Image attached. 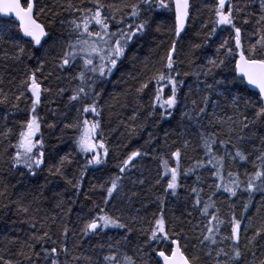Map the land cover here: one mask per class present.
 <instances>
[{
  "label": "snow or ice",
  "instance_id": "snow-or-ice-1",
  "mask_svg": "<svg viewBox=\"0 0 264 264\" xmlns=\"http://www.w3.org/2000/svg\"><path fill=\"white\" fill-rule=\"evenodd\" d=\"M255 2L257 0H244L243 3L241 0H216L214 7L210 9L215 18L212 21L213 27L205 38V44H207L208 38L216 34L218 28L221 30L230 29L234 35L225 38L219 45L216 50V58L208 59L206 66H201V70L192 73L198 79L200 76L207 78L213 75L214 70L234 61L236 75L230 83L234 84L239 81L240 84L255 89V97L245 98L243 95H233L231 98L233 115L227 117L208 113L209 103L214 108L218 105L215 101L210 100L207 92L202 96L200 103L195 99L191 100V109L185 105V110L181 112V118L189 121L190 126L194 125L198 130L199 143L197 147L202 151V154L198 157H188L191 160L188 167H182L183 152L180 147L170 153L171 159L175 161L174 166L170 163L167 154L153 156V159L159 160L161 169L155 178V185H161L166 180V186L163 188L165 195L177 196V190L181 187V177L187 178L195 175L196 180L191 187V196L194 198L192 208L199 211L201 222L193 225V231L196 229L200 231L196 236L198 243L193 244L192 248L196 249L197 253L203 252L204 256L212 261V264H240L245 257V252L241 248L242 235L247 238L245 248L251 251L253 256L250 261L244 260V264H264V259L258 262L255 260V252L252 251V246L257 238L264 239V219H261L258 227H254L253 218L245 217L250 205L254 203L256 194H260V203L264 207V137H261L259 149L253 146L252 151H249L243 147L255 136V133H252L251 136H245L243 133L257 123L264 125V0H258V14L247 11ZM34 8V0H26V7L21 5L20 0H0V15L8 17L9 14H14L16 20L19 21V31L23 37L30 38L27 43L42 47V39L49 33L46 31L45 25L37 22L38 13L34 12ZM105 8L108 9L107 12ZM66 9H71L74 16L67 21L70 25L68 39L64 42L60 55L56 57V67L60 71L77 69L72 80L78 83L72 89V95L68 97V105H82V107H76L77 116L72 123H63L62 120L53 119L45 125V117L40 115L39 107L43 103L44 93H52L53 90L51 87H44L37 76V73L42 72L44 68L43 61H40L34 70L25 73V77L17 85L16 103L11 105L14 110L11 114L15 115L16 111H24L20 108L21 100L30 101V106L26 110L24 119L14 121L18 128L5 126L3 131H0V139L7 141V145L0 151V159L8 156L10 171L24 169L26 173L22 171L21 175H37L39 171L43 170L48 156L47 142L42 128L46 126L55 131L58 124L62 123L61 134L65 129H73L75 131L73 138L75 150L85 158V163L80 167L79 177L75 181L66 180V183L70 184L79 194L81 181L88 168L105 164L106 157L109 155V148L101 131L102 109L99 106V100L103 91L102 85L110 75L119 69L127 57L130 45L148 34L153 23V13L160 10L174 13V23L167 25L166 28L172 39L151 69L148 68L147 59L145 60L144 69L151 72V75L141 81L135 91L137 95L142 94L151 83H155L149 116L159 111L160 117L164 119L172 116L173 110L179 106V91L184 81L180 79L181 72L178 69V63H183L177 59L178 43L191 18V2L190 0H135L133 3L122 2L106 5L102 0H79L78 4L68 0ZM49 11L52 10L49 9ZM43 12L44 9L41 8L40 13ZM52 15L55 17L58 13L52 12ZM253 15H257L256 24L261 27L252 33L257 38L254 42L249 39L246 47L243 29L237 25L236 20L242 16L243 23L248 24L249 17ZM128 18H131V22H128ZM64 23L65 21L62 20L61 24ZM206 27L207 23L202 25V28ZM155 31L161 32L162 25L157 24ZM164 43L161 41L157 47L159 48ZM15 46L18 54L9 58L19 61L25 52V47L20 41H16ZM201 47V44L193 43L191 50L194 52ZM221 50H223L222 56ZM132 59H136L135 55ZM157 64L159 67H156ZM184 75L187 76L189 73L185 72ZM51 76L50 72L45 79ZM56 79L59 80L60 77L57 76ZM201 83L204 84L205 89L213 91L217 85L222 86L224 81L216 80L214 83H207L205 79ZM97 88L101 90L97 91ZM169 88L170 92L166 93V89ZM66 91L67 89L58 87L55 95L63 97ZM189 91L191 92V89ZM7 99V94H5L0 103H5ZM241 100L244 104L243 110L240 108ZM50 103H55V100L53 99ZM249 110H251V116L248 114ZM48 111L53 117L58 115L54 108H49ZM88 114H91L93 119H88ZM59 115L64 114L59 113ZM205 117H209L208 127H214L217 129L216 131L205 129L203 123ZM8 118V114L3 117L5 122ZM130 119L136 120V114L134 113ZM185 132L191 134L188 129H185ZM184 134L181 133L182 136ZM175 143L173 141V144ZM189 146L190 141L183 140V148L187 149ZM10 149L11 152H9ZM254 152L258 154L253 158ZM148 155L149 153L137 149L130 152L116 165L119 170L118 174L99 185L106 191L103 198L104 205L111 202L114 193L121 191L125 176L130 173V169L136 167L137 158ZM249 161L253 171L245 170L241 173L237 165L242 166ZM73 162L72 154L66 153L48 167V172L51 175L63 176L66 166ZM234 168L237 170H233ZM204 173H208L212 179V183L208 184L207 198L204 195V187L198 186L204 183ZM132 183L143 185L145 180H133ZM6 190L7 185L0 190V197L6 196ZM245 194L243 211L239 217L234 211L230 217L221 216L218 198H220L219 203L228 202L229 206L234 208L233 198H242ZM136 195L137 193H132V196ZM156 200L159 201V215L153 214L148 221L149 226L138 229H134L130 225L138 219L143 221L144 217L132 216L128 222H125L120 215L108 212L106 207L93 204V208L89 211L95 212V215L86 219L81 218L82 226L78 233L80 237L99 235L108 229L125 230L121 239L115 241V244L112 242L107 244L109 251L103 255L102 261L94 260L91 255H75L70 251L66 242L67 237L70 232L73 236H76L77 233L67 223L61 225L63 239L57 247V241L50 234L51 225L46 223L47 217L40 222L39 228L34 218L27 221L31 232L26 240L21 241V249L17 255L23 256L29 264H40V261H43V264H62L59 259L61 254L65 257L63 264H79L80 261H84L85 264H137L136 259L127 252H121L119 246L122 242L129 243L131 233L138 231L142 235H147L144 243L158 258L155 264H161V262L162 264H198L201 260L200 255L189 256L184 250L188 245L181 244L180 237L184 233L183 221L177 218L178 223H170L165 216L164 196H157ZM62 204L63 201L58 202L57 207H62ZM17 211L28 214L30 208L17 202ZM257 211L259 212L260 208ZM188 215L191 216L192 213L188 212ZM56 219L55 216L51 217L53 224ZM245 219L248 220L247 224H244ZM178 227L180 231H177ZM253 228L252 235L247 236L249 229ZM226 229H230V232L225 233ZM49 242L52 245L50 248L46 246ZM37 245L40 246V251H35ZM154 245L159 247H154ZM99 247L103 248L104 245L101 244ZM169 249L170 254H168ZM136 251L141 256L144 255L143 248H137ZM33 256L37 258L35 261L32 259ZM68 257H71V260ZM0 261L2 264H13L12 260H4L3 257H0ZM16 264H20V262L17 261ZM143 264H152L151 257L144 260Z\"/></svg>",
  "mask_w": 264,
  "mask_h": 264
},
{
  "label": "trees",
  "instance_id": "trees-1",
  "mask_svg": "<svg viewBox=\"0 0 264 264\" xmlns=\"http://www.w3.org/2000/svg\"><path fill=\"white\" fill-rule=\"evenodd\" d=\"M102 2L107 5L122 2L133 3L135 0H102ZM190 2L191 18L187 23L186 31L179 40L177 52L178 61H183V63H178V69L181 72L180 79L184 81L180 86L179 106L173 110V115L170 117L162 119L159 111L149 116L150 104L156 87L155 83H151L142 94L137 95L135 91L140 86V82L151 75V72L144 69L145 60L147 59L148 68L151 69L154 62L167 49L172 39L166 28L167 25L173 23V15L165 10H160L153 13V23L148 34L130 45L127 57L119 69L110 75L102 85L103 91L99 100V106L102 109V116L100 117L102 121L101 131L107 142L109 155L106 157L105 164L88 168L81 181L79 194L70 184L66 183V180L75 181L79 177L80 167L85 163V158L75 150L73 143L75 131L65 129L61 134L62 123L58 124L55 131L48 129L46 126L42 128L47 142L48 156L43 170L39 171L37 175H21L22 171L26 173L24 169L10 171L8 156L6 155L0 159V190L7 185L6 196L0 197V257H3L4 260H12L13 264H16L17 261L20 264H29L23 256L17 255V252L21 249V241L26 240L31 232L27 221L34 218L39 228L40 222L47 217L46 223L51 225L50 234L57 241V247L63 239L61 237V225L67 223L77 233L76 236H73L70 232L67 237L66 242L70 251L75 255H91L94 260L102 261L103 255L109 251L107 244L109 242L115 244V241L121 239L125 230L108 229L99 235L80 237L78 233L79 228L82 226L81 218L86 219L91 215H95V212L89 211L93 208V204L106 207L108 212L113 215H120L125 222H128L132 216H142L144 217L143 221L138 219L130 226L134 229L147 228L149 226L148 221L153 214L159 215L160 206L156 197L164 196L165 216L169 222L178 223L177 218L183 221L184 233L181 235L180 241L182 245H188L184 249L186 254L189 256L200 255L201 260L198 264H212V261L204 256L203 252L197 253L196 249L192 248L193 244L198 243L196 236L199 235L200 231L199 229L193 231V225L201 222L199 211L192 208L194 198L191 196V187L195 183V175L187 178L181 177V187L177 190V196L165 195L163 188L166 186V180L161 185H155V178L161 169L159 168V160L153 159V156L158 157L162 153L167 154L170 163L173 164L175 161L171 159L170 153L180 147L183 152L182 167H188L191 164L188 157H198L202 154V151L197 147L199 143L198 130L194 125L190 126L189 121L181 118V112L185 110V105L188 109H191V100L195 99L200 103L202 96L207 92L210 100L215 101L218 105L214 108L209 103L207 106L208 113H215L219 117H227L233 115V107L231 106L233 95H243L247 98L255 97L256 94L246 88L244 84H240L239 81L234 84L230 83L236 75L233 62L214 70L213 75L207 78L200 76L198 79L197 76L192 74L194 71L201 70V66H206L208 59L216 58V50L219 45L233 33L230 29L221 30L218 28L216 34L208 38L207 44H205V38L210 33V22L214 17V13L210 9L214 7L216 0H190ZM243 2L244 0H241V3ZM67 3L68 0H37L34 3V12L38 13L36 16L37 22L45 25L46 31L49 33L42 42V47L27 43V40L23 39L18 27L12 20L0 21V81H2L0 83V90H2L0 100H3L5 94L8 97L5 103H0V131H3L5 126L18 128L14 121L25 118L30 101L21 100L20 108L24 111H16L15 115L11 114L14 111L11 105L16 103L15 94L20 80L25 77L26 72L34 70L40 61H43L44 68L42 72L37 73V76L44 87H51L53 90L52 93H44L43 103L39 107L40 115L45 117V125L53 119L62 120L63 123H72L77 116L76 107H82V105H68V97L72 95V89L78 83L72 80V76L75 75L77 69L60 71L56 67V57L60 55L63 44L68 39L70 25L67 21L74 16L71 9H66ZM72 3L78 4L79 0H72ZM253 4L247 11H253ZM22 5L25 6V3L22 2ZM41 8L44 9L43 13H40ZM49 9L52 11H49ZM105 11L107 12L108 9L105 8ZM52 12H57L58 15L53 17ZM241 19L238 17L236 23L243 29L245 46L247 47L249 39L254 42L257 38L252 33L261 25L256 24L255 18L250 20L248 24L242 23ZM62 20L65 21L64 24H61ZM128 22H131V18H128ZM205 23H207V27L202 28ZM157 24L162 25L161 32L155 31ZM16 41H20L25 47V52L19 61L9 58L18 54L15 46ZM161 41L165 43L158 48L157 45ZM193 43L201 44L202 47L193 52L191 50ZM220 54L223 55V50ZM133 55L136 57L135 60L132 59ZM156 67H159V65L157 64ZM50 72L52 76L45 79ZM185 72L189 75L185 76ZM57 76L60 77L59 80L56 79ZM205 79L207 83L222 80L224 84L222 86L217 85L213 91H208L201 83ZM58 87L67 89L63 97L55 95ZM100 90V88H97V91ZM167 92H170V88L166 89ZM53 99L55 103H50ZM65 105L68 106L65 107ZM201 106L203 105L201 104ZM49 108L56 109L58 115L53 117L48 111ZM240 108L241 110L244 108L242 100ZM59 113L64 115L61 116ZM134 113L137 119L131 120L130 117ZM5 114L9 115L7 122L3 119ZM248 114L251 116V110ZM87 118L93 119V116L88 114ZM208 119L209 117H205L203 122L205 129L216 131V128L208 127ZM185 129H188L191 134L186 133ZM181 133L185 134L182 136ZM252 133H255L254 138L243 145L249 151H252L253 146L257 149L261 147V137H264V125L257 123L246 130L243 135L251 136ZM185 139L190 141V146L187 149L183 148V140ZM173 141L176 143L173 144ZM233 142L235 143L234 138ZM6 145L7 141L0 139V151ZM137 149L145 151L149 155L137 158L136 167L130 169V173L125 176L121 191L114 193L111 202L104 205L103 198L106 191L101 189L99 185L108 181L113 175L118 174L119 170L116 165L126 158L130 152ZM9 152H11V149ZM66 153L72 154L74 162L66 166L64 175L49 174L48 167ZM256 154L258 153H253V158ZM237 167L241 173L245 170L253 171L250 161L242 166L238 164ZM204 178L203 185L198 186L204 187V195L207 198L206 189L208 184L212 183V179L208 173H204ZM138 179H144L145 183L143 185L132 183L133 180ZM133 192L137 195L132 196ZM244 198H246V194L242 198H233L234 208H231L228 202L219 203L220 198H218L221 216L230 217L234 211L239 217L243 211ZM60 201H63L62 207H57ZM17 202L29 207L30 212L28 214L18 212ZM260 202L261 196L256 194L254 203L250 205L248 212L245 213V217L251 216L253 218L254 227H258L261 219H264V207L261 206ZM258 208H260L259 212L257 211ZM137 210L139 211L137 212ZM188 212H191L192 215L189 216ZM53 216L57 218L55 224L51 221ZM188 221H191V223H188ZM247 223L248 220L245 219L244 224ZM253 230L254 228L249 229L247 236H251ZM177 231H180L179 227ZM227 232H230V229H226L225 233ZM146 239V234L142 235L138 231H133L129 237L130 242H122L119 246L120 251L132 255L137 264H143V261L149 259V257H151L152 264H155V254L145 246ZM101 244L104 245L103 248L99 247ZM246 244L247 238L242 235L241 248L245 252L244 260L250 261L253 256L251 251L245 248ZM46 246L50 248L52 246L51 242ZM154 247L159 246L154 245ZM137 248L144 249L143 256L136 251ZM35 251H40L39 245L36 246ZM252 251L255 252L257 262L264 259V239L257 238L254 246H252ZM32 259L35 261L37 258L33 256ZM59 259L63 264L64 255L61 254ZM68 259L71 260V257H68ZM244 260L240 264H244ZM0 264H2V261H0ZM40 264H43V261H40ZM79 264H85V262L80 261Z\"/></svg>",
  "mask_w": 264,
  "mask_h": 264
},
{
  "label": "water",
  "instance_id": "water-1",
  "mask_svg": "<svg viewBox=\"0 0 264 264\" xmlns=\"http://www.w3.org/2000/svg\"><path fill=\"white\" fill-rule=\"evenodd\" d=\"M37 0H34V3L36 2ZM20 2H21V5H22V2H24L25 3V6L24 7H26V0H20ZM23 6V5H22ZM1 20H12L13 22H14V24H16L17 25V27H18V29H19V21L18 20H16V18H15V15L14 14H9V16L8 17H4V16H2V15H0V21ZM20 32V31H19ZM20 34H21V36L23 37V34L20 32ZM46 38V37H45ZM45 38H43L42 39V42L44 41V39ZM23 39L24 40H30V38H25V37H23ZM245 85V84H244ZM246 86V85H245ZM246 88H248L251 92H253V93H255L256 94V90L255 89H252V88H250V87H247L246 86ZM170 254V253H169ZM157 260H158V258H157ZM161 264H162V262H161Z\"/></svg>",
  "mask_w": 264,
  "mask_h": 264
},
{
  "label": "bare ground",
  "instance_id": "bare-ground-1",
  "mask_svg": "<svg viewBox=\"0 0 264 264\" xmlns=\"http://www.w3.org/2000/svg\"><path fill=\"white\" fill-rule=\"evenodd\" d=\"M252 10L253 11H251V12H253V13H259V3H258V0H257V2L256 3H254L253 4V8H252ZM172 15H173V23H174V13H172ZM240 19L242 18V16L241 17H239ZM257 19V15H253V16H251V17H249V21L250 20H252V19ZM214 20V17H212V19H211V22H210V31H211V28L213 27V24H212V21ZM241 22L243 23V18L241 19ZM188 23V22H187ZM233 35H234V33H233ZM233 66H234V69H235V64H234V61H233ZM236 74V73H235ZM235 169V168H234ZM244 172V171H243ZM206 192L208 193V186H207V189H206ZM170 253V252H169ZM168 253V254H169ZM156 260H157V257H156Z\"/></svg>",
  "mask_w": 264,
  "mask_h": 264
},
{
  "label": "rangeland",
  "instance_id": "rangeland-1",
  "mask_svg": "<svg viewBox=\"0 0 264 264\" xmlns=\"http://www.w3.org/2000/svg\"><path fill=\"white\" fill-rule=\"evenodd\" d=\"M174 163H175V162H173V164H172L173 166H174Z\"/></svg>",
  "mask_w": 264,
  "mask_h": 264
}]
</instances>
